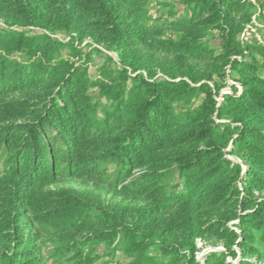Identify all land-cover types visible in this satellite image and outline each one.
<instances>
[{
  "label": "trees",
  "instance_id": "obj_1",
  "mask_svg": "<svg viewBox=\"0 0 264 264\" xmlns=\"http://www.w3.org/2000/svg\"><path fill=\"white\" fill-rule=\"evenodd\" d=\"M149 1L0 0V264H42L44 236L67 260L108 243L131 264H200L201 238L222 246L203 264H264V46L238 39L253 3L181 0V35L161 39L144 33ZM53 28L75 35L58 41L44 32ZM207 29L222 40L217 53ZM85 34L121 66L91 79V52L73 43ZM138 42L172 57L180 78L137 72ZM227 71L241 90L219 102ZM101 163L116 166L118 201L52 187L59 175L105 182Z\"/></svg>",
  "mask_w": 264,
  "mask_h": 264
},
{
  "label": "rangeland",
  "instance_id": "obj_2",
  "mask_svg": "<svg viewBox=\"0 0 264 264\" xmlns=\"http://www.w3.org/2000/svg\"><path fill=\"white\" fill-rule=\"evenodd\" d=\"M253 4L248 9L252 13L251 23L247 24L244 30L238 34V39L242 43L257 42L264 46V0H250ZM148 19L145 22L144 33L147 35H158L161 39H176L181 35V21L188 15L186 6L182 4L181 0H150L147 5ZM0 26H6L3 20H0ZM15 28V27H14ZM18 28V27H16ZM26 33L30 34L32 31H43L39 27H26L23 29ZM45 33L50 35L53 39L58 41L70 42L71 37L75 34H67L66 32L47 29ZM205 41L208 46L217 53L220 50L222 40L219 37L218 31L214 29L206 30ZM75 46L81 48L84 52L90 51V60L88 62V75L91 79H96L101 75L102 68L104 66L108 68L120 67V56L117 52L111 51L98 45L94 42L92 37L84 35L81 39L73 40ZM130 50L136 51L138 58V70L144 76H152L154 78H167L168 76H175L180 78L181 68H179L174 62L172 57L162 56L151 53L143 43H135L130 46ZM62 54H66V50L62 51ZM259 58V57H258ZM130 73L131 70L128 69ZM226 74L225 79H216V82L220 86L219 95L217 100L222 101L225 94L239 93L241 88L237 82V72L233 71ZM262 73V72H261ZM89 93L92 94L96 100H100V105L107 104L105 98H100L97 88H89ZM174 101L172 103L173 109L176 112L191 106H197L202 100V95L189 101ZM100 109V108H99ZM100 111V110H99ZM236 160L234 156H229ZM3 160L4 154L0 151V174L3 173ZM100 170L103 171L104 176L108 177L105 182L93 180H84L77 178H70L66 176H56L52 187L54 188H73L79 190H89L92 192L100 193L105 199H111L112 201L120 200V196L117 195L114 188L112 175L116 170V166L111 163H101ZM111 176V177H110ZM109 181L112 184L109 185ZM118 188L120 185L117 186ZM94 214V213H93ZM197 251L195 252V259L203 264L204 256L213 249H222L220 244H208L196 238ZM37 248L41 253L42 264H131L132 258L127 257L125 253L121 251L119 247H114V244L99 243L92 245H85L82 247V259L81 260H67V257L71 255L68 252L63 257H58L56 254V242L51 236H44L37 242ZM214 245V246H213ZM155 254V253H154ZM156 255V254H155ZM228 260L236 262V259L231 257Z\"/></svg>",
  "mask_w": 264,
  "mask_h": 264
}]
</instances>
